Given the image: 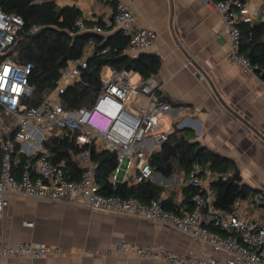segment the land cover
<instances>
[{
    "label": "built area",
    "instance_id": "built-area-1",
    "mask_svg": "<svg viewBox=\"0 0 264 264\" xmlns=\"http://www.w3.org/2000/svg\"><path fill=\"white\" fill-rule=\"evenodd\" d=\"M215 6L223 15L229 62L257 74L258 67L241 52L239 23L255 19L248 0H227ZM24 25L20 16L0 9V220L9 205L7 195L10 192L52 202L78 200L93 211L162 223L212 248V254L203 258L187 256L163 246L121 241L107 252L108 256L130 252L141 259L170 264H264V187L239 200L230 212L225 211L215 206L216 197L211 188L212 182L220 176L196 162L187 175L186 185L194 186L198 192L192 197L193 211L185 215L166 211L155 199L143 202L133 197L126 199L102 194L95 181L96 164L91 160L90 150L79 158L83 169L81 178L68 179L64 164L53 163L44 145L55 129L78 131L79 145L116 153L118 166L111 177L114 185L119 181H130L132 175L136 184L153 181L155 173L148 157L169 138L165 118L172 111V105L157 98L161 86L155 76L134 84V71L108 65L101 70L102 88L94 104L90 108L67 110L62 103L63 95L81 80L88 69L89 58L102 45L98 46L94 37L89 40L82 57L68 62L42 102L37 106L30 105L29 99L35 91L30 82L34 67L32 63H20L10 55ZM75 27L79 33L89 30L104 39L108 37L106 35L122 32L128 38L123 54L131 57L151 52L158 38L156 30L137 25L133 9L124 3L118 4L115 14L102 25L89 27L80 17ZM38 30L34 28V32ZM110 50L107 46L99 52L106 54ZM22 157L25 163L19 168ZM61 254L60 248L41 244L12 246L0 242L1 258L42 259ZM220 254L224 257L219 258Z\"/></svg>",
    "mask_w": 264,
    "mask_h": 264
},
{
    "label": "crops",
    "instance_id": "crops-1",
    "mask_svg": "<svg viewBox=\"0 0 264 264\" xmlns=\"http://www.w3.org/2000/svg\"><path fill=\"white\" fill-rule=\"evenodd\" d=\"M47 1L59 7H75L86 21L102 23L115 14L118 4L129 5L139 27L158 32L148 53L161 57L162 66L155 77L162 95L175 104L166 115L170 132L175 125L192 131L195 141L236 162L247 187L254 192L264 187V140L257 133L264 136V81L229 62L223 15L212 0ZM248 2L254 21H264V0ZM82 33L98 36L89 30ZM199 68L211 79L217 95L209 81L198 76ZM141 79L139 75L138 82ZM186 181L187 175L181 170L170 182L156 173L153 179L164 185L161 200L171 198L185 215L193 211V203L185 202ZM128 183L136 184L133 175ZM7 198L9 205L0 220V242L12 246L41 244L60 248L62 254L42 259L0 257V264H170L141 259L130 252L108 256L107 252L121 241L163 246L187 256L206 258L212 254L210 245L148 219L93 211L78 200L52 202L15 192L8 193Z\"/></svg>",
    "mask_w": 264,
    "mask_h": 264
},
{
    "label": "trees",
    "instance_id": "trees-1",
    "mask_svg": "<svg viewBox=\"0 0 264 264\" xmlns=\"http://www.w3.org/2000/svg\"><path fill=\"white\" fill-rule=\"evenodd\" d=\"M224 1L227 0H212L215 4ZM0 9L5 13L20 16L25 22L10 55L20 63H32L34 67L30 82L35 86V91L29 99L30 105L37 106L42 102L56 85L68 62L83 56L92 37L98 46L101 43L102 45L97 47V51L89 58L88 69L84 71L81 80L70 86L63 95L62 103L67 110L90 108L94 104L102 88L100 73L105 66L132 70L145 81L156 76L161 69L162 59L156 54L125 56L123 52L128 45V38L122 32H115L106 39L88 33L80 34L75 23L81 13L75 7H59L54 1L47 0H0ZM262 9L264 11V2ZM94 24L102 25V22L87 21L89 27ZM35 27L42 32L32 37ZM239 28L242 34L241 52L258 67L257 74L264 81V21H242ZM107 46L111 47L110 52L101 54L100 49ZM156 96L175 105L160 91ZM78 134V131L69 129H55L44 143L51 154L52 162L64 164L68 179L81 178L83 169L79 157L90 150L91 160L96 164L95 181L100 185L102 194L126 199L133 197L143 202L155 199L161 202L166 211L180 214V208L171 198L161 200L165 191L163 184L149 181L131 185L119 181L114 185L111 177L118 166L117 154L105 150L97 151L88 145H79ZM195 139L192 131L175 126L168 140L150 154L148 161L154 173L160 174L164 179H170L177 172V167L188 175L196 162L210 172L218 174L220 178L211 184L216 197L214 204L230 212L239 200L250 197L254 191L243 183L234 160L215 153ZM24 163L25 159L22 157L19 168H22ZM224 176L227 177L226 180L222 179ZM184 192L185 202L188 203L192 202V197L198 190L194 186L186 185Z\"/></svg>",
    "mask_w": 264,
    "mask_h": 264
},
{
    "label": "water",
    "instance_id": "water-1",
    "mask_svg": "<svg viewBox=\"0 0 264 264\" xmlns=\"http://www.w3.org/2000/svg\"><path fill=\"white\" fill-rule=\"evenodd\" d=\"M41 32H42V30L39 29L38 31L34 32L31 36H32V37H36V36H38ZM125 56H127V55H125ZM198 76H199V77H200V76H204V77L209 81V83H210L211 86H212L213 91H214L215 94L217 95V89L215 88L213 82H212L211 79L207 76V74H206L204 71H202L200 68H199V70H198ZM253 129H254V128H253ZM257 133L259 134V136L261 137V139L264 140V136H263L261 133H259L258 131H257Z\"/></svg>",
    "mask_w": 264,
    "mask_h": 264
},
{
    "label": "rangeland",
    "instance_id": "rangeland-1",
    "mask_svg": "<svg viewBox=\"0 0 264 264\" xmlns=\"http://www.w3.org/2000/svg\"><path fill=\"white\" fill-rule=\"evenodd\" d=\"M138 80H139V75H134L133 77H132V82L134 83V84H137L138 83ZM166 120V123L169 125V119H165ZM176 126V125H175ZM85 154V153H84ZM83 154V155H84ZM80 158V157H79ZM80 161V160H79ZM177 170H179V168L177 167ZM169 180V182H170V179H168ZM164 181V180H163ZM165 183V182H164ZM165 184H168V182H166Z\"/></svg>",
    "mask_w": 264,
    "mask_h": 264
}]
</instances>
